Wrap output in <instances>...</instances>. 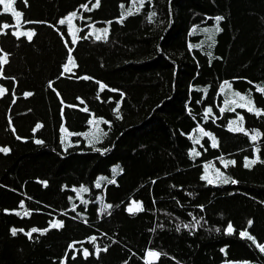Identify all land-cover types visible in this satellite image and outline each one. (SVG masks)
<instances>
[{"label":"trees","instance_id":"1","mask_svg":"<svg viewBox=\"0 0 264 264\" xmlns=\"http://www.w3.org/2000/svg\"><path fill=\"white\" fill-rule=\"evenodd\" d=\"M94 4L0 5V264H264V0Z\"/></svg>","mask_w":264,"mask_h":264},{"label":"snow or ice","instance_id":"2","mask_svg":"<svg viewBox=\"0 0 264 264\" xmlns=\"http://www.w3.org/2000/svg\"><path fill=\"white\" fill-rule=\"evenodd\" d=\"M24 2H25V5H27V0H24ZM14 3H15V0H0V5L3 6V10H4V12H6V13L10 12L14 17L19 18V17H21L23 14H22L21 12L16 11V10L13 8ZM99 3H100V0H95L94 7H98V6H99ZM81 7H84L85 9H87V5H82ZM128 14H131V13H128ZM75 15H76V13L73 12L72 14H70L69 17H67V19H68V20H71L72 17H74ZM153 15H155V13H153ZM215 19H216V21H217V24H219V22H220L221 20H223L224 17H220V16H218V17H216ZM26 23H34V22H32V21H27ZM59 23H60L61 25H63V24L65 23V20L62 19V20L59 21ZM3 27H4V28H8L9 25L4 24ZM103 31L105 32V34L107 33V29H104ZM217 31H219L218 28H217ZM14 35H18V36H19V35H23V36H26L27 39H28L29 41H31V39H32V37H33V35H34V32H33V31H27V32L19 33V34L14 33ZM85 38H86V37H85ZM100 38H101V37H100L99 35H97L96 39H100ZM72 42H73V43L76 42V41H75V37H73V41H72ZM2 51H3V50L0 49V52H2ZM71 52H72V49L69 48V55H68V57H67V63L64 65V71H65V72L70 71L69 65L74 64V58L72 57ZM7 55H8V54L5 53L2 57H0V77L3 76V67H2V65H3V64H6V63L8 62V60H7ZM82 79L88 80V79H91V78L85 76V77H82ZM225 83L227 84V82H225ZM50 86H51V85H50ZM228 86L230 87V85H228ZM100 87H101V89H103V88L106 87V86H105V85H100ZM257 90L260 91L261 93H264V88H258ZM5 91H6V89L0 87V95H3V93H4ZM25 95H31V93H26ZM237 95H239V94H237ZM241 99H243V97H241ZM249 103H251V101H249ZM86 110H87V109H85V111H86ZM248 110H249V111H252L253 109H252L251 107H249ZM208 112H211V109H208ZM257 114L259 115L260 112L257 111ZM241 120H242V118H241ZM232 123H236V122L233 121ZM37 127H39V125H38ZM62 130H63V129H62ZM230 130H233V129L230 128ZM234 130H236V131H243L242 128H237V129H234ZM202 131H203V130H202ZM205 135H210V134H209V133H205ZM253 139H255V137H253ZM36 142H37V143H42V141H36ZM215 146H216V144H215V141H214V138H213V147H215ZM9 151H10V149H8V148H6V147H0V152H2V153L7 154ZM196 154L198 155V153H196ZM261 162L264 163V161H261ZM232 163H235V162L233 161ZM254 163H256L255 160L250 161V162H248V163L245 164V167H250L251 164H254ZM113 171L115 172L116 170L114 169ZM203 179L207 180L208 177L205 176V177H203ZM208 182H209V183H212L211 180H208ZM228 182H229L228 179H225V180H224V183H228ZM231 182H232V183H236V181H231ZM110 183H115V181H114V180H113V181H110ZM45 184H46V182H45ZM97 186H99V185H97ZM82 190H83V191H87V189H82ZM21 206H23V205H21ZM106 207H107V208H111L112 205H107ZM138 210H142V209H138ZM128 211H129V212H132L133 209H132V208H129ZM24 214H25V215H28L29 213H28V212H25ZM248 224H249V227H250L251 224H252V221L250 220V221L248 222ZM51 227H52V228H60V227H63V222L60 221V222L52 223V224H51ZM185 227H188V225H185ZM17 231H18L17 229L13 228V229H11V234H12L13 236H15V235L17 234ZM19 231L23 232V229H21V230H19ZM40 231H41L40 229L33 228V229H31V231L26 232L25 235L28 236V237L31 239L33 233L40 232ZM43 231L46 232L47 229H45V230H43ZM232 231H233V229H232V225L229 224V225H228V232L231 233ZM239 235H240L241 238H247L248 240H251V241H253V242L255 243V238H254L253 236H251L247 231H241V232L239 233ZM91 239L94 241V240H95V237H93V238H91ZM256 247L259 248V250H260L261 252H264V244L256 243ZM102 250H103V251H107V248H104V249H102ZM99 251H101V249L97 248V254L99 253ZM84 255H85V257H87V256L89 255L87 249L84 250ZM148 255H149V256H159V253L149 252Z\"/></svg>","mask_w":264,"mask_h":264},{"label":"rangeland","instance_id":"3","mask_svg":"<svg viewBox=\"0 0 264 264\" xmlns=\"http://www.w3.org/2000/svg\"><path fill=\"white\" fill-rule=\"evenodd\" d=\"M149 252H155V253H159L160 255V251L158 249H155V248H148L145 252V255H144V259L147 261V262H152L154 260H157L159 258V256H149L148 253Z\"/></svg>","mask_w":264,"mask_h":264}]
</instances>
